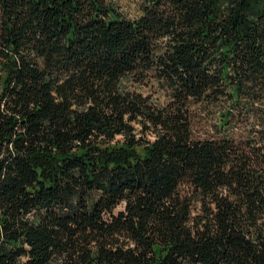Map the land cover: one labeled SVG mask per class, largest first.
I'll use <instances>...</instances> for the list:
<instances>
[{
  "label": "trees",
  "instance_id": "16d2710c",
  "mask_svg": "<svg viewBox=\"0 0 264 264\" xmlns=\"http://www.w3.org/2000/svg\"><path fill=\"white\" fill-rule=\"evenodd\" d=\"M0 264H264V0H0Z\"/></svg>",
  "mask_w": 264,
  "mask_h": 264
},
{
  "label": "rangeland",
  "instance_id": "374dc122",
  "mask_svg": "<svg viewBox=\"0 0 264 264\" xmlns=\"http://www.w3.org/2000/svg\"><path fill=\"white\" fill-rule=\"evenodd\" d=\"M117 5L120 6V9L128 14L130 17H135L139 13V6L141 0H114ZM146 92L154 94L155 97H159L161 100L165 98V91L160 86L152 85L145 87Z\"/></svg>",
  "mask_w": 264,
  "mask_h": 264
}]
</instances>
